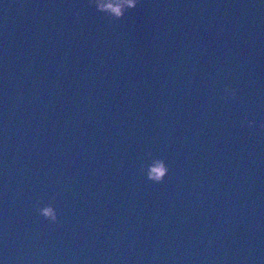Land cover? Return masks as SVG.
<instances>
[{
    "label": "water",
    "instance_id": "1",
    "mask_svg": "<svg viewBox=\"0 0 264 264\" xmlns=\"http://www.w3.org/2000/svg\"><path fill=\"white\" fill-rule=\"evenodd\" d=\"M99 3L0 0V264H264V8Z\"/></svg>",
    "mask_w": 264,
    "mask_h": 264
},
{
    "label": "clouds",
    "instance_id": "2",
    "mask_svg": "<svg viewBox=\"0 0 264 264\" xmlns=\"http://www.w3.org/2000/svg\"><path fill=\"white\" fill-rule=\"evenodd\" d=\"M93 3H97L101 9H104L105 7H109V8L112 7L111 5L106 6L103 3H99V0H93ZM139 3H140V0H123V3L120 5V8L121 9L126 8V7L135 8L138 6ZM228 91H230L232 93V95H235L234 90L228 89ZM153 179H156L157 181H159L160 179H162V177H155L154 176ZM41 214L47 216V218L52 220V221H56L58 219L56 213L50 207L46 211H42Z\"/></svg>",
    "mask_w": 264,
    "mask_h": 264
}]
</instances>
